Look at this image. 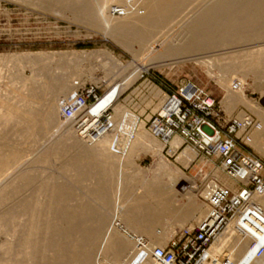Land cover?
<instances>
[{
    "label": "bare ground",
    "instance_id": "bare-ground-1",
    "mask_svg": "<svg viewBox=\"0 0 264 264\" xmlns=\"http://www.w3.org/2000/svg\"><path fill=\"white\" fill-rule=\"evenodd\" d=\"M29 1L33 7L35 3ZM38 1L36 0V3ZM40 1L42 3L38 4L39 7L62 6L63 11L70 12L77 23L102 32L104 36L112 38L127 51H130L134 43L139 45L141 51L139 56H144L145 59L155 61L163 59L166 63L164 66L180 62H195L201 67L205 66L208 76L217 80L221 88L227 91L228 95H224L227 96L223 99V103L228 110H235L239 105H245L244 107L248 105L241 93L244 80L240 84H237L238 81L236 84L232 82V77L238 75L236 71L239 65L246 69V74H254L256 76H253L260 81L264 79V0ZM29 3L27 2V6H30ZM116 10L124 11V14L115 15ZM252 54L256 57L254 62L244 61V58L252 57ZM224 56H227L226 60L229 62L221 66L222 63L221 65L219 63L222 60L219 59ZM26 60L32 63L34 58L32 62ZM237 64L239 65L236 66ZM217 66H221V70L217 69ZM61 69H63L62 73L59 72L60 75L54 76L43 67L41 70H44L42 72L44 79L34 82L31 88L26 85L30 89L29 93L28 88L23 85L28 97L24 96L25 91L24 94L22 93L24 87L21 89V94L14 93L16 98L19 96L20 99L16 100L11 94L14 96L12 97L14 99H11L15 102L11 103L14 104L8 102L11 90L8 94L7 88L6 95L2 91V94L7 96L5 99L3 97V100H9L6 103L3 100L0 102L6 104L0 105V264H106L107 256L113 258L110 259L113 262L115 260L114 263L117 264H134L140 259L142 252L147 256L146 264H156L150 256L152 244L145 240L144 233L153 231L151 230L153 226L166 221L167 218H176L178 224L199 213L205 218L208 208L202 211V203L199 204L201 207L196 204V196L193 193L196 190L194 182L179 170L168 168L162 159L160 172L164 174L163 178H143L144 180L140 181L142 187L135 189L138 182L135 184L134 180L131 181L128 167L132 166L136 156L138 157V152L153 151L154 153L152 142H155L154 146H156L157 140L153 139L150 131V134L146 132V125L127 110L121 113L119 129L115 130L116 127L111 123L110 130L97 138H88L87 144L82 140V143L78 141L75 137L79 134L74 122L62 117V102L71 99L73 86H70L72 75L68 67ZM139 72L137 70L131 73V76L126 75L127 77L121 79L119 83H115L92 113L99 117L107 106L112 109L116 107L125 87L130 88L129 82L133 83L134 77L139 75ZM20 75L23 76L22 73ZM9 88L11 89L12 86ZM20 100L23 104L19 103ZM251 104L246 109L251 110L257 117L258 128L252 136L250 145L264 158V106H251ZM152 111L154 113L155 110ZM58 133L60 138L56 136ZM113 133H116L115 137H111L110 134ZM148 134L154 141H150ZM85 138L81 137V139ZM180 140L175 138L165 145H169L174 153L181 146ZM50 141L52 144L53 141L57 143L51 146L53 148L55 145L61 147L71 145L74 151H77L76 154L71 155L72 157H69L67 151L69 155L67 153L65 155H68V161L66 159L63 162L64 166L61 167V164L58 166L59 169L62 168L63 174L60 175H64V178L67 174L71 176L72 172L78 174V176L75 174L77 179H74V183L59 184L57 179V182L54 180L48 182V178L46 179L44 165L48 163V158L46 153H43V149L48 147ZM26 145L30 147L25 148ZM28 147L31 150L34 148V155L31 154V150L27 151ZM163 147L157 148V151L160 152ZM53 148L51 154L55 157L59 154L61 158L64 152L62 155L59 153V146L56 150ZM65 150L67 148L63 151ZM196 152L187 148L181 152L178 160L186 167L198 155ZM52 155L49 158L51 164L49 162L48 165L53 164ZM60 158L56 161H63L62 159L59 161ZM115 166L118 167L116 171ZM49 171L51 170L47 173ZM95 172L99 175L94 174ZM115 172L116 187L112 184L115 181L110 180L112 182H108L110 188L113 185L115 189L112 186L109 192L107 181L109 177L113 179ZM52 175L50 173L48 177ZM93 175L100 177V183L96 180L97 185L96 182L93 183L95 181ZM212 175V178L225 186L233 187L237 184L220 171H212ZM80 177L87 180L91 177L89 181L93 183L92 188L96 186L93 189L90 187L91 184L90 189L85 186L88 190L86 189L84 193L94 196H86L85 201H82V203L86 202L85 204L80 203L85 196L79 198L78 195L82 194L85 188L78 192L84 186L81 184L86 183L87 186L88 184L86 180L80 183ZM184 183L187 184L177 189ZM131 184H135L134 188ZM108 192L112 193L108 194ZM75 194L80 201L75 198ZM113 194L114 200H111L113 196L108 198ZM202 195L206 198V191ZM87 198L89 202L92 201L91 203L97 202L98 206L95 205L96 208L99 207L97 212L94 204L87 203ZM182 200L184 203L179 205ZM110 205L113 206L112 209ZM108 207L112 211L111 217L107 214L110 212L107 210ZM114 214L118 215L119 219H113ZM107 217L111 218L108 220L110 221L108 226ZM134 237L144 238L145 243H148L145 249H139ZM262 249L264 251V228L263 232L255 237L239 238L231 227L227 234L214 242L209 253L211 262L206 261L204 264H224L225 258L232 264H264V252L258 255ZM223 250L227 251L226 256Z\"/></svg>",
    "mask_w": 264,
    "mask_h": 264
},
{
    "label": "rangeland",
    "instance_id": "rangeland-1",
    "mask_svg": "<svg viewBox=\"0 0 264 264\" xmlns=\"http://www.w3.org/2000/svg\"><path fill=\"white\" fill-rule=\"evenodd\" d=\"M18 1H20V3ZM26 1L27 0H25V1L24 0H15V1L14 0H0V70H1L0 71V80H1L0 81V86H1L0 87V89H1L0 95L2 94V91L4 92L3 94H5V93L7 94V88H8V94H9V91L11 90V93L9 94L11 97L8 95L10 100L9 99H8L9 101L3 100V97L5 99V98H7V96H5L6 94L5 95L2 94L0 96V98L2 97L0 99V102H2L1 100H3L5 103L8 101L9 104H14L15 102H14V100L12 101V99H14V98L16 100L20 99L19 96H17V98H16L14 93L18 92V94H19L23 90L22 93L24 94V91L26 90L24 86L27 85L29 88H31L32 85L34 84V82L36 83L40 80H43L44 74L42 72L44 70H47L49 73H51L52 75L54 74V76H55L56 74L60 75V73H62L61 70H63V69H61V67L62 68L68 67V70L70 71V73L72 75V79H71L72 81L70 83V86H73V87H71L72 88V96L70 97L71 99H69V101L63 100V102H62L63 106L65 104L69 103L73 99L75 92L77 90L75 82L81 83V84H91V85L100 86L102 92L107 93L109 91V89L115 83H117V82L119 83V81H121V79H123L124 77L131 76V73H133L137 70H138V72L140 71L139 75H137V76H139L138 79H137V76H135L134 77L135 82L133 81V79L131 80V81H133V83L129 82L130 88L126 89V87L124 86L125 92L123 91V94L120 96V98L117 102L118 107L116 106L113 109H111V111H110V118H111L110 122L116 127L115 130L119 129L118 126L120 125L119 119H120V116L122 115L121 113H123L124 110L125 111L127 110L129 113H132L134 116L139 118L141 123H144V125H146V132L149 133V129H148L149 128V122H150L153 114L156 113V110L161 106L159 104H161L163 102V100L167 94H169L170 92H176L184 84H193V85L197 86L200 90L205 92L206 95L212 97L217 102V104L219 105L221 110L223 111L225 118L227 120L238 118V117H241L242 115H251L252 111L249 110L248 108L246 109V107L250 106L251 103H252L251 106H254V105H260L261 107L264 106V104L261 103V101L264 100V86H263L264 79H262L263 81L262 80L260 81V80H258V78L254 77L256 75L253 74L254 75L253 76L252 74H249V73L246 74L247 71L245 68H242V65H239V64L236 65V66L239 65L238 71H236V72H238V75L237 76L235 75L236 77L235 76L232 77V82H233V84H236L238 81L237 84H240L243 82L242 80H244L245 83L244 82L242 83L243 86H242V90H241L242 92L241 93H242L243 98L245 99L246 104H248V105L246 107H244L245 105L244 106L239 105L235 110L231 111V110H228L227 107L225 106V104L223 103V99L228 95V93H226L227 91H225V89L221 88V86L217 83V80L215 81V79H211L208 76L207 68L205 66L201 67L200 65H197L195 62H184V63L180 62V63L174 64V65H165L164 66V64H166V63H165V60H163V59H161L162 61L161 60L155 61V60L148 59V58L145 59L144 56H139V53L141 51H140L139 45H137L135 43L132 45L130 51L129 50L127 51L126 49H123V47L118 45L114 40H112V38H110L108 36H104V34L102 32L97 31L96 29H94L88 25L77 23L75 21V19L73 18V15L70 12H68L66 10L63 11L62 6H58V7L52 6V8L51 7L47 8V7H42L43 5L40 4L41 7H39L38 4L41 2L40 0L39 1L37 0L38 3H36V0L35 1L31 0L32 4L35 3V4H33L34 5L33 6L34 8H33L31 6V4L29 3L30 1L29 0L27 1L29 3L28 5H30V6H27ZM42 9H43V11H42ZM73 20L75 22H73ZM18 57H20V58L18 59ZM33 58H34V60H33ZM45 58H47L48 60ZM26 59H28L30 62H32V60H33L34 63L33 62L29 63ZM226 59H227V56L221 57L219 60H222V61L219 63V65H221V63H222L221 66H223V64L228 63L229 61H227ZM255 60H256V57L253 56V54H252V57L247 56L246 58H244V61H247L250 63L254 62ZM17 63L18 64L20 63V64L18 65ZM112 66L115 69L112 68ZM221 66H219V67L217 66L218 67L217 69L221 70V68H222ZM231 66H233V63L231 64ZM43 67H44V70L42 71L41 69H43ZM243 67H246V66L243 65ZM6 69H8V70H6ZM241 69H242V72H241ZM16 70L18 71V73ZM21 73L23 76L20 75ZM128 74H130V75H128ZM9 76L11 78L10 80H9ZM242 76H243V79H242ZM23 77H25V78H23ZM244 77L246 79H244ZM5 78H7V79H5ZM254 78H256L257 80ZM8 80L10 81V83ZM5 83H7V84L5 85ZM19 83H21L22 85ZM8 84L10 87L12 86V88L15 86L14 87L15 89L17 87L19 88V86L21 88H19V89L17 88L18 90L16 89V91H14L15 89L14 88L10 89ZM130 84H132V85L130 86ZM27 86H26V88H28ZM29 88L27 91L28 93L30 91ZM12 91H13V93H12ZM27 92L25 91L24 96L26 95L28 97ZM11 94L14 95L15 97L12 96ZM225 94H227V95L224 97ZM12 97H14V98H12ZM149 100H151V101H149ZM148 101L150 102L151 105L149 104ZM4 102H3V104L0 103V105L1 104L4 105L5 104ZM11 102H14V103H11ZM18 102L19 101H16V103H18ZM19 103H21V100ZM21 104H23V103H21ZM147 105H150V107L148 106V108H146ZM121 106L125 107V108L122 109ZM224 109H227V110L225 111ZM152 110H155L154 113ZM240 111L243 113H241ZM248 111H250L251 113ZM141 112H143V113L141 114ZM236 116H238V117H236ZM251 116L255 120H257V122H258V119L255 116V114L254 115L252 114ZM62 117L64 118L63 113H62ZM147 117H148V119H147ZM111 130H113V129H111ZM54 132H55V130H54ZM149 134L147 136L150 139V141L151 142L154 141L150 138L151 135L149 136ZM59 135L60 134L58 133V135H56V136H58L60 138ZM110 135H111V137L112 136L115 137L116 133H113ZM75 138H77V140L80 141L81 143L83 141L87 144V141H89V139H81V137H79L77 135ZM153 139H155V138H153ZM156 140H157L156 146H158L157 147L158 149H160V147L164 146L162 148V150H160V152L157 151L158 149L156 148V146H154L155 142H152L154 153H152L153 151L148 152V153H146V152H140L139 153L138 152V157L136 156L132 166L128 167V169L130 168V170H127V171H129L128 174L131 175L130 176L131 181L134 180L133 181L134 183L138 182L137 184L135 183L137 185V186H135V189H136V187L137 188L142 187L141 186L142 184H140L141 180H144L146 178L151 179L153 177L161 178L162 176H164V174L160 172V163H162L160 161L162 159L163 163L165 162V164L168 165V168H170V169L172 168L174 170H179L180 172L184 173L186 175V177L191 179L192 182H194L196 190H194L193 193L196 196V199H195L196 204L201 205V203H202V205H201L202 207L200 205L198 207H201L202 211H206L207 206H206L205 198H203L202 194L205 191V186L211 180L214 179V178H212L213 177L212 171L217 170L218 172L220 171V173H222L221 169H220L219 160L215 159V158H212V159L206 158L203 154L199 153L196 150L197 151L196 153L198 155L195 157V159L192 162L189 163L188 166L185 167L179 161L180 160L179 157L181 155V152H183L187 148L189 149V147L187 145H185L184 142H182L180 140V144H181L180 148L176 152L172 153L171 147L169 145H165L164 143H162L158 139H156ZM85 143H83V145H85ZM27 144H28V142H27ZM51 144L52 143L50 141L48 144V147L46 146V148H48V150L45 148L47 150L46 152H45V149H43V153H46V158H48V159L51 157L50 155H52L51 154V151H52L51 148H53V147H51V146H53L54 144H57V143H54V141H53V144L52 145ZM161 144H162V146H161ZM27 146L30 147V145H26L25 148ZM58 146L60 147V148H58V150H60L59 153H61V155H62L63 154L62 152H64V154L62 155L63 157L61 156V158H60L59 154H58L59 157L58 156H56V157L60 158L59 161L61 159L63 161H61L62 163L57 162L56 160H58V159L52 155L53 156L52 160H51V161H53L52 163L53 164L57 163L56 165L52 166L53 164L48 165L50 162V159L49 160L47 159L48 163L47 164L45 163V165H44V166H46L45 177H46V179L48 178V182L54 180L55 182L58 181L59 184L74 183L75 182L74 179H77L75 177H77L78 174L75 172V174H77V176H75V174L72 172L71 176H72V178L73 177L74 178H73V181L70 182L72 180L71 176H69L67 174V176H65V178H64V175H62L63 176L62 177L60 175V173L63 174V171H61L62 168L59 169L58 166H59V164H61V167L64 166L65 163H63V162H65L66 159H67L66 161H68L69 157H72L74 154L77 153V151L75 150L76 151L75 152L71 145H69V146L67 145V147L65 145V147L67 148V150H65V151H63L64 149H66L65 147H63L64 145H62L63 148L60 145H55V147H54L55 150L57 149ZM33 149L31 150V148H29L27 151L31 150L32 151L31 154H33L34 153ZM36 150L37 149H35V151ZM67 151L70 154L69 157H68L69 154L67 153ZM72 151L75 153H72ZM249 151L254 153L256 156H258L262 160H264V158L255 150V148L253 146H251V147L249 146ZM36 153H38V152H36ZM47 153H48V155H47ZM66 153L68 155H65ZM31 154H28V155H31ZM114 155H115V153H114ZM65 156H67V158H65ZM113 160L115 161V158ZM50 164H51V162H50ZM210 165H213V166H210ZM117 168L118 167L115 166V171L117 170ZM48 170L54 171L53 172L54 174L51 171H49V173H47ZM57 170H58V172H57ZM55 171L57 172V175H56ZM50 173H51V175L53 174L52 175L53 178H52V176L48 177V176H50ZM94 174H98V172L97 173L95 172ZM160 174H162V175H160ZM129 175H128V177H129ZM96 176H94L95 177L94 182H93V180H91V182H93V183L96 182L95 185L98 184L96 180H98L100 183V180H99L100 177L99 176L96 177ZM60 177L63 179L61 180ZM91 177L88 178V180L84 177L83 178L80 177V181H81L80 183H83V182H85L84 180H86L88 186L86 185V183L81 184V185H84L82 187L79 184L78 186H79V189L81 187V190L78 193H80L82 191V189L85 188V186L88 187L89 189H90V187H91V189L96 187V186H94L92 188L93 183H90V181H89V179H92ZM50 178H51V180H50ZM69 178H71V179H69ZM81 178L83 180H81ZM56 179H57V181H56ZM110 180H112V182L115 181V183H112ZM108 182H111L114 186L116 185V183H117L116 172H115L113 179L111 177H109V180L107 181V184L109 185L108 190L110 192L111 191L110 189L113 188L114 186L111 184L113 187L111 186V188H110V183H108ZM90 184H91V186L89 187ZM135 184H131V187L133 185L132 188H134ZM186 184L184 183L181 187H178L177 189H181ZM115 187L113 189H115ZM88 188L83 189L82 194H78L79 198H81V197L83 198V196H85L81 201H80V199H78V197L76 195L77 192H76L75 198L78 199L80 201V203H82V201H85L86 196L87 197L88 196L94 197L93 195H87L86 193H84L85 191L88 190ZM109 192H108V194H111L112 192H114V190L111 193H109ZM111 196L114 197L115 195L114 194L110 195L108 198H110ZM113 197H111V198H113ZM89 198L94 199L91 197H89ZM114 199H115V197L111 200H114ZM86 201L88 203L89 199L87 198ZM91 202H89V203L92 205L94 204V206L97 203V202H94V203H91ZM112 202L114 203V201H112ZM204 202H205V204H204ZM83 203L85 204L86 202H83ZM183 203H184V201L182 200L178 204L182 205ZM110 204H111V202H110ZM96 206H98V205H96ZM96 206L94 207L95 209H97V210H95V212H97L99 210V207L96 208ZM112 207L113 206H111L110 208L112 209ZM110 208L108 207L107 210L110 211L109 210ZM110 212H111V214H110ZM110 212L107 213L108 216L110 215L109 217H111V215H112V211H110ZM204 214H205V212H204ZM109 217H107L108 219L106 221L107 226L110 223V221L108 222V220H111V218H109ZM114 217L115 218H113V219H115V220L119 219V216L116 214H114ZM191 217L192 218L182 222V224L181 223L178 224V222L176 221V218H172L173 220L167 218L166 221L164 220L160 223L161 225L156 224L151 229L153 231L144 233L143 236H144V238H146L145 240H147L149 243L152 244L151 249L153 247H167L172 241L178 239L180 232L182 230H184L185 228L192 227V226L196 225L198 223V221L203 219L204 215L199 213V214H196V215L191 216ZM107 226H106V228H107ZM126 241H128V240H126ZM129 244H130V242H129ZM132 245L133 244L131 243V246ZM226 253H227V251L224 253V256L227 255ZM106 258H107L106 264H110V262L112 261L111 259H113V258H111L109 256H107ZM114 262H115V260H114ZM114 262L112 261V264H117V262L116 263H114ZM210 262H211V260L208 261V263H210Z\"/></svg>",
    "mask_w": 264,
    "mask_h": 264
},
{
    "label": "built area",
    "instance_id": "built-area-1",
    "mask_svg": "<svg viewBox=\"0 0 264 264\" xmlns=\"http://www.w3.org/2000/svg\"><path fill=\"white\" fill-rule=\"evenodd\" d=\"M76 87L73 99L63 106V116L74 122L80 137L97 138L111 128V107L104 108L99 117L92 113L106 93L97 85L77 83ZM257 128L258 122L250 115L227 120L217 102L193 84L166 95L149 122L151 135L164 144L179 138L206 158L218 159L221 172L237 184L230 187L211 180L205 187L207 215L182 230L167 247H153L150 256L156 264H204L210 260L214 242L231 227L239 238L263 232L264 160L249 151ZM133 239L140 250L148 245L143 238ZM225 260L224 264H232ZM146 261L142 252L134 264Z\"/></svg>",
    "mask_w": 264,
    "mask_h": 264
},
{
    "label": "water",
    "instance_id": "water-1",
    "mask_svg": "<svg viewBox=\"0 0 264 264\" xmlns=\"http://www.w3.org/2000/svg\"><path fill=\"white\" fill-rule=\"evenodd\" d=\"M261 103L264 104V100H262Z\"/></svg>",
    "mask_w": 264,
    "mask_h": 264
}]
</instances>
